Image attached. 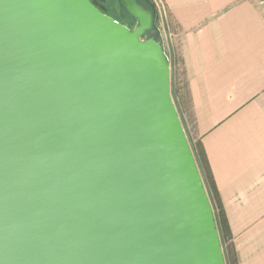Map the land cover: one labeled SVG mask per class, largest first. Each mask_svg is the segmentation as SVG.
Here are the masks:
<instances>
[{
    "label": "water",
    "instance_id": "obj_1",
    "mask_svg": "<svg viewBox=\"0 0 264 264\" xmlns=\"http://www.w3.org/2000/svg\"><path fill=\"white\" fill-rule=\"evenodd\" d=\"M101 2L0 0V264H225L156 5Z\"/></svg>",
    "mask_w": 264,
    "mask_h": 264
},
{
    "label": "crops",
    "instance_id": "obj_2",
    "mask_svg": "<svg viewBox=\"0 0 264 264\" xmlns=\"http://www.w3.org/2000/svg\"><path fill=\"white\" fill-rule=\"evenodd\" d=\"M155 1L237 264H264V12L255 0Z\"/></svg>",
    "mask_w": 264,
    "mask_h": 264
},
{
    "label": "trees",
    "instance_id": "obj_3",
    "mask_svg": "<svg viewBox=\"0 0 264 264\" xmlns=\"http://www.w3.org/2000/svg\"><path fill=\"white\" fill-rule=\"evenodd\" d=\"M190 148L193 153L199 173L201 175L204 187L206 189L211 207L213 209L214 219L220 238L225 264H237L232 235L226 222L224 212L218 198V194L214 190L212 183H210V177L202 145L200 144V142H196L195 146L190 145Z\"/></svg>",
    "mask_w": 264,
    "mask_h": 264
},
{
    "label": "rangeland",
    "instance_id": "obj_4",
    "mask_svg": "<svg viewBox=\"0 0 264 264\" xmlns=\"http://www.w3.org/2000/svg\"><path fill=\"white\" fill-rule=\"evenodd\" d=\"M102 7L107 10V14L112 16V18L116 19L118 18V12H117V5L116 0H106V3L101 4ZM157 25L160 29L159 25V15L157 19ZM161 31V30H160ZM164 46L165 51L167 54L166 44L164 40ZM168 59L170 61L169 54H167ZM185 81L183 79V75L181 73L180 67H173V65L170 62V93L173 100V103L175 105V108L177 110L179 119L181 121V124L183 126L186 138L188 140L189 145L195 146L196 139H194L192 132H193V119L190 112L186 111V106H183V101L186 100V92H185ZM193 136V137H192Z\"/></svg>",
    "mask_w": 264,
    "mask_h": 264
},
{
    "label": "built area",
    "instance_id": "obj_5",
    "mask_svg": "<svg viewBox=\"0 0 264 264\" xmlns=\"http://www.w3.org/2000/svg\"><path fill=\"white\" fill-rule=\"evenodd\" d=\"M152 1L155 3L156 8H157V12H158V15H159L158 4H157V2L155 0H152ZM255 2L257 4L258 8L264 12V0H255Z\"/></svg>",
    "mask_w": 264,
    "mask_h": 264
},
{
    "label": "flooded vegetation",
    "instance_id": "obj_6",
    "mask_svg": "<svg viewBox=\"0 0 264 264\" xmlns=\"http://www.w3.org/2000/svg\"><path fill=\"white\" fill-rule=\"evenodd\" d=\"M91 1H94V0H91ZM104 3H106V0H103V2H101V4H104ZM102 6V5H101ZM104 9V8H103ZM104 11L107 13V10H105L104 9ZM119 21V20H118ZM121 24H123V25H125V26H127L128 28H132V26H130L127 22H125V21H119Z\"/></svg>",
    "mask_w": 264,
    "mask_h": 264
}]
</instances>
